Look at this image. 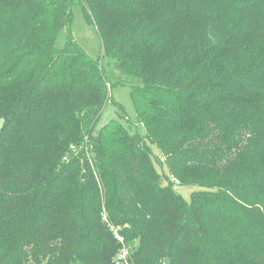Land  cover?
I'll return each mask as SVG.
<instances>
[{"label":"trees","instance_id":"trees-1","mask_svg":"<svg viewBox=\"0 0 264 264\" xmlns=\"http://www.w3.org/2000/svg\"><path fill=\"white\" fill-rule=\"evenodd\" d=\"M102 208L131 264H264V0H0V264H115Z\"/></svg>","mask_w":264,"mask_h":264},{"label":"rangeland","instance_id":"rangeland-1","mask_svg":"<svg viewBox=\"0 0 264 264\" xmlns=\"http://www.w3.org/2000/svg\"><path fill=\"white\" fill-rule=\"evenodd\" d=\"M71 35L72 38L78 43V45L86 52L87 55H89L92 58H96L99 56L101 52V44L100 39L97 34L96 28L94 24L86 23L82 18V12L81 7L79 4L75 3L72 6V13H71V20L70 24L67 27H64L57 36L56 39V45L60 47L63 45V43L66 41L68 35ZM105 60V59H103ZM102 60V61H103ZM103 66L105 65L104 62ZM110 68V65L106 64V67ZM111 99H113L116 103L120 105V107L125 111V118L121 119L120 110L118 109V106L113 105L110 101L107 102V104L104 107V110L102 112V115L100 117L98 125H102L105 122L115 119L121 121V123L129 129V131L132 133L136 131L134 129L137 127V129L143 133V128L137 125V115L135 108L133 106V103L131 101L130 97V86L128 85H115L112 86L110 90ZM88 141V135L84 136L79 145L77 144V149H75V157L79 156L81 152L87 153L89 146L87 145ZM154 153H158L155 148H153ZM160 160L155 163L156 170L159 172H166L167 173V167L165 165V161H163L164 156L160 155ZM63 160L66 161L65 158H67V155L62 157ZM174 190L186 201H189L190 194L193 191H196L199 189L198 186L193 185H179V183L175 182L173 185ZM102 216L105 220L107 226L113 225L110 221H108L105 213V208H102ZM114 226V225H113ZM126 226V225H125ZM115 227V226H114ZM125 242V240H124ZM131 242V241H130ZM136 239L134 242H132V250L133 246L135 247ZM129 249V262L131 264V253L133 252Z\"/></svg>","mask_w":264,"mask_h":264},{"label":"built area","instance_id":"built-area-1","mask_svg":"<svg viewBox=\"0 0 264 264\" xmlns=\"http://www.w3.org/2000/svg\"><path fill=\"white\" fill-rule=\"evenodd\" d=\"M109 228L112 231L114 238L120 243V248L115 257V264H130L129 262V246L124 242L123 237L118 233L117 229L110 225Z\"/></svg>","mask_w":264,"mask_h":264},{"label":"water","instance_id":"water-1","mask_svg":"<svg viewBox=\"0 0 264 264\" xmlns=\"http://www.w3.org/2000/svg\"><path fill=\"white\" fill-rule=\"evenodd\" d=\"M164 264H168V258L164 260Z\"/></svg>","mask_w":264,"mask_h":264}]
</instances>
